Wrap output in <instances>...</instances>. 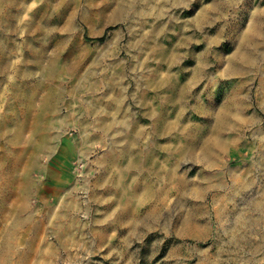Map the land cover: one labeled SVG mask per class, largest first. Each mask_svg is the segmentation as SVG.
<instances>
[{
    "label": "rangeland",
    "instance_id": "1",
    "mask_svg": "<svg viewBox=\"0 0 264 264\" xmlns=\"http://www.w3.org/2000/svg\"><path fill=\"white\" fill-rule=\"evenodd\" d=\"M62 1L0 0L3 16L14 14L0 23L10 60L0 121L26 108L19 97L31 89L25 134L0 132V253L8 241L20 251L10 264H264V213L253 208L264 203L262 170L236 189L247 169L238 153L252 141L256 148L255 131L264 128L259 81L248 88L247 114L256 120L243 128L246 144L219 160L189 147L194 127L203 133L216 121L239 81L220 74L227 64L217 55L232 51L227 29L214 41L218 24L264 0H157L154 9L125 0L98 14L93 0L59 21ZM40 41L42 65L31 54ZM204 176L217 203L190 194Z\"/></svg>",
    "mask_w": 264,
    "mask_h": 264
},
{
    "label": "bare ground",
    "instance_id": "2",
    "mask_svg": "<svg viewBox=\"0 0 264 264\" xmlns=\"http://www.w3.org/2000/svg\"><path fill=\"white\" fill-rule=\"evenodd\" d=\"M90 1L93 0H63L61 2L60 11L58 13V20L63 21L66 18H69L71 20L73 18H76L82 6L88 5ZM94 1V11L97 14L99 13L98 9L102 12L105 8L116 5L120 6L125 2V0ZM9 4L13 6V0H9ZM144 4L147 8L150 7L151 9H154L157 5V0H144ZM231 5H229V7ZM218 7L219 5H216L215 8L217 9ZM241 8L242 10H245V16L241 17L240 19L235 16L221 21V23L218 24V29L214 38V41L218 43L220 41L222 31L224 29H227L229 39L228 45L230 47V50L232 51V54L230 55V58L224 57L221 52H219V54L217 55L218 61L221 63V65L227 64V66L221 70L220 74L230 76L228 78H235L239 81L233 84V89H231L230 93L226 96L225 104L218 107V116L217 118H215L216 121H208L207 128L203 133L198 126L194 127V134L192 136L191 143L189 144L191 153L196 154L198 150H200L201 152L204 151L207 157H212L215 159L217 158V160H219V158L223 155V153L226 152L227 149L235 147L236 145H243V143L246 144L243 140L242 135L243 128L244 126L247 127L249 123H252L256 120L253 115L249 116L247 114L248 109L246 107V102L248 101L249 96L248 88L251 80L257 79L259 81V85L263 93V97H261V99H263L264 101V3L260 2V4H257L248 1L247 3L241 5ZM238 10L239 8L234 9L233 12L236 14ZM137 15L142 16L143 13L138 12ZM130 18L131 17L129 16L128 19ZM13 19L14 14L12 11L7 13L6 16H3L0 10V23L6 21V24L8 25L13 22ZM46 21H49L48 17H46ZM38 44V49L35 48V45L31 46V54L36 57L38 65H42L43 60L47 58V46L43 41H40V43ZM206 51V49L205 51H202V53H200V55H198L199 57L197 56L196 59L199 60L201 56H204V54L207 53ZM5 55V49L0 47V84L3 82V79L5 78V75L10 68V60ZM166 55L168 56L169 53H166ZM203 66H205V63H203L201 67ZM38 85H40V83H38ZM19 95L20 94L17 93L16 97ZM19 98L28 101L26 108H24L19 113L18 111L12 110V114L9 118L5 117L0 121V132L5 129L6 133L11 135V137L15 139L18 136H23L26 131V122L28 121V117H30L27 114L31 112V89H26ZM53 98H55L54 94L50 93V100L52 101ZM22 116L23 120L19 118ZM11 127H15L17 128V130L13 132ZM255 133L259 135V138L256 141L258 146L255 148L256 144H254L252 141L251 144H246L247 150L240 151L238 153L239 159L244 162L245 166H247V169L244 171V173H242L236 180V189H238V191H243L246 186L251 185V173L255 172L256 169L262 170L261 172L264 178V128H259L255 131ZM15 139H13L14 141L12 140V147H14L15 145ZM28 141H30V137ZM247 141H249V139H246V142ZM253 149H256V151H254ZM186 152L187 151H182L183 154H185ZM5 154L7 153L5 152ZM255 154L257 155V157L255 156ZM252 156H254L253 160L247 159ZM14 170L15 169L12 167L7 169V172L5 174L7 177L3 175L4 182H7L9 176L13 175ZM218 174H221V172H219ZM218 177L220 178V176ZM206 178L207 177L205 176L204 178H201L202 180L197 184L198 186L192 189L190 194H196L198 198H202L201 200L203 203H206L208 200H211V203H217L219 200L216 196L208 198L209 190L213 191L216 188L215 185L207 183L205 181ZM227 181L229 182V180ZM179 186L181 190L180 192L182 194H185L186 188L190 185H187L185 180L182 179L180 180ZM261 195L264 196V192ZM253 208L256 209L260 214L264 213V203L262 202L256 203ZM215 213L218 217H221L223 210L220 207L219 209L215 210ZM196 214L197 208H193L186 217L187 221L193 220V218L197 216ZM244 217L245 216L239 218L237 222L239 224L240 222H242L243 224V222L249 221L247 217ZM1 248L0 263L2 264H10V262H12V259L18 258L20 255V251L18 249L16 250L14 248H11V244L8 241H6V243H4ZM253 253H256V251ZM16 263L19 264L20 261L17 260Z\"/></svg>",
    "mask_w": 264,
    "mask_h": 264
},
{
    "label": "trees",
    "instance_id": "3",
    "mask_svg": "<svg viewBox=\"0 0 264 264\" xmlns=\"http://www.w3.org/2000/svg\"><path fill=\"white\" fill-rule=\"evenodd\" d=\"M96 41L98 42H103L105 40V37H101V38H98V39H95Z\"/></svg>",
    "mask_w": 264,
    "mask_h": 264
},
{
    "label": "crops",
    "instance_id": "4",
    "mask_svg": "<svg viewBox=\"0 0 264 264\" xmlns=\"http://www.w3.org/2000/svg\"><path fill=\"white\" fill-rule=\"evenodd\" d=\"M16 241H17V238H16ZM18 248H19V244H18Z\"/></svg>",
    "mask_w": 264,
    "mask_h": 264
}]
</instances>
